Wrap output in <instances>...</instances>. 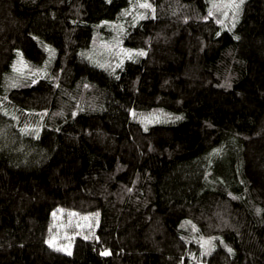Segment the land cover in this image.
<instances>
[{"label": "trees", "instance_id": "trees-1", "mask_svg": "<svg viewBox=\"0 0 264 264\" xmlns=\"http://www.w3.org/2000/svg\"><path fill=\"white\" fill-rule=\"evenodd\" d=\"M0 264H264V0H0Z\"/></svg>", "mask_w": 264, "mask_h": 264}, {"label": "rangeland", "instance_id": "rangeland-1", "mask_svg": "<svg viewBox=\"0 0 264 264\" xmlns=\"http://www.w3.org/2000/svg\"><path fill=\"white\" fill-rule=\"evenodd\" d=\"M52 245H55L56 247L58 248H63L62 245L60 243H58V241L56 239H54L52 242H51Z\"/></svg>", "mask_w": 264, "mask_h": 264}, {"label": "snow or ice", "instance_id": "snow-or-ice-1", "mask_svg": "<svg viewBox=\"0 0 264 264\" xmlns=\"http://www.w3.org/2000/svg\"><path fill=\"white\" fill-rule=\"evenodd\" d=\"M241 2H243V0H241ZM150 5L148 4H142L141 7H149Z\"/></svg>", "mask_w": 264, "mask_h": 264}]
</instances>
